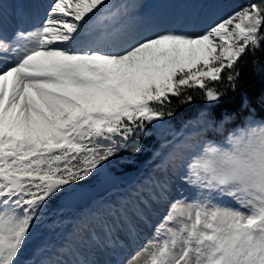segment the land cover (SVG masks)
<instances>
[{
  "label": "snow or ice",
  "instance_id": "6c2138e0",
  "mask_svg": "<svg viewBox=\"0 0 264 264\" xmlns=\"http://www.w3.org/2000/svg\"><path fill=\"white\" fill-rule=\"evenodd\" d=\"M104 3L54 0L13 50V66L0 62V264H17L38 210L112 156L115 135L127 138L161 119L151 105L181 88L219 80L248 45H257L264 23V6L253 3L203 34L170 30L123 46L93 37L84 46L82 28ZM0 48L8 49L3 37ZM206 97L218 94L209 88ZM260 122L246 121L226 142L206 144L189 165L202 188L235 197L239 207L210 197L172 203L164 220L178 227H167L143 264H264V152L245 159L209 151L228 148L234 136L251 142L264 132L253 127ZM77 160L83 167L72 165Z\"/></svg>",
  "mask_w": 264,
  "mask_h": 264
},
{
  "label": "rangeland",
  "instance_id": "374dc122",
  "mask_svg": "<svg viewBox=\"0 0 264 264\" xmlns=\"http://www.w3.org/2000/svg\"><path fill=\"white\" fill-rule=\"evenodd\" d=\"M45 1L48 3L42 10L39 6H43ZM244 1L246 0H105L104 6L91 18L88 26L82 28L80 40L87 46L93 37L106 36L115 44L123 46L140 37L160 33L165 26L175 31L195 30L199 31L197 34H203L210 26L234 15ZM53 2L54 0H0V32L12 25L13 21L14 25L15 23L21 25L19 28L14 26V31L10 26L8 30L12 29L11 32L6 36H0L8 44L7 50L0 48V62L8 59L10 60L8 66H13L12 61L15 59L13 50L18 44L25 42L28 33L42 24L49 5ZM29 8L33 14L38 11L39 18L36 20L28 18ZM161 27L162 29L158 30ZM217 43L220 41L217 40ZM206 119L205 110L200 108L193 123L182 124L178 129H174L165 119L158 123L154 122L159 142L153 153L138 166L134 174L132 171L127 173L121 170L117 159L127 157V152L125 145L116 144L118 150L100 163H103L112 174L120 176L124 182L137 175L138 179L125 187L119 186L114 191L115 194L108 196L104 201L94 202L90 206L91 209H86V213L106 214L107 211V214H114L119 210L120 213L117 215L119 219L125 217L128 221L116 222L115 216L108 214L104 220H100L99 217L101 222L87 225V221L84 220L85 212L70 214L68 217L67 211L60 208L57 201L61 195L80 187L91 186L98 180L97 172L93 169L83 180L65 185L38 210L39 218L33 222L17 264H29L31 261L41 263L43 260L50 262L53 257H56L52 259L54 264H76L81 259V264H95L99 261H102L100 264H116L118 262V259L114 258L116 253L120 256L117 264H129L135 256L145 251L146 256L131 263L143 264L153 248L147 249L140 245L143 243V237L145 236L144 241H148L149 236L155 237L153 244L159 243L166 238L167 227H178L175 222L164 220L172 203H185L210 197L222 205L239 207L235 197L226 195L221 197L206 190L190 175L189 165L198 158L206 144L214 143L204 137L208 128ZM227 137L215 143H224ZM101 143L108 145L112 141L102 140ZM72 165L83 167L78 160L72 161ZM60 166L63 167V164ZM138 190L141 191L137 192ZM121 194L123 198L116 199V196ZM109 203L112 204V209L106 208ZM111 221H114L112 225L115 230L128 227L129 223L135 224L132 231L133 233L136 231L135 235L127 239L123 250H121L123 243L119 244L117 241L118 236L126 240L127 229L123 234L116 233L112 237L113 242L109 243L110 246L106 242L97 243L96 240H92L98 233L103 235H98L99 240H105L108 236L104 234ZM136 238L141 240L135 241ZM107 240L111 239L107 238L105 241ZM92 249H97V252H92Z\"/></svg>",
  "mask_w": 264,
  "mask_h": 264
},
{
  "label": "trees",
  "instance_id": "16d2710c",
  "mask_svg": "<svg viewBox=\"0 0 264 264\" xmlns=\"http://www.w3.org/2000/svg\"><path fill=\"white\" fill-rule=\"evenodd\" d=\"M253 3L264 6V0H246L238 11L243 10L244 5ZM230 76L233 79H229ZM205 83L204 89L198 86L181 88L178 96L169 95L163 103H153L151 106L154 109L164 113L161 119L136 127L127 138L114 136L118 146L131 141L126 144L128 158L117 159L123 172H134L150 155L158 141L154 122L165 119L174 129H178L183 123L195 121L198 109L204 108L211 125L208 137L217 141L227 137L237 127H242L246 121H264V23L258 28L257 45H248L232 68L222 70L219 80ZM209 88L218 94L214 101L206 97Z\"/></svg>",
  "mask_w": 264,
  "mask_h": 264
},
{
  "label": "water",
  "instance_id": "95a60500",
  "mask_svg": "<svg viewBox=\"0 0 264 264\" xmlns=\"http://www.w3.org/2000/svg\"><path fill=\"white\" fill-rule=\"evenodd\" d=\"M94 170L98 171L97 182L93 186L78 188L60 196L58 203L61 207L80 210L88 206L94 199L110 192L121 180L119 176L108 172L103 163L97 165Z\"/></svg>",
  "mask_w": 264,
  "mask_h": 264
},
{
  "label": "clouds",
  "instance_id": "9594fccd",
  "mask_svg": "<svg viewBox=\"0 0 264 264\" xmlns=\"http://www.w3.org/2000/svg\"><path fill=\"white\" fill-rule=\"evenodd\" d=\"M253 127L257 130L264 129V121H261ZM209 151L217 153L221 158H226L228 155H243L246 159L251 154L264 152V132L252 136L251 142L248 136H245L243 140H238V138L234 136L228 148L217 149L215 145H212Z\"/></svg>",
  "mask_w": 264,
  "mask_h": 264
},
{
  "label": "bare ground",
  "instance_id": "6f19581e",
  "mask_svg": "<svg viewBox=\"0 0 264 264\" xmlns=\"http://www.w3.org/2000/svg\"><path fill=\"white\" fill-rule=\"evenodd\" d=\"M48 3V1H45V2H43V6H39L40 7V9H42L43 10V7L44 6H46V4ZM27 17L28 18H30V19H32V20H36L37 18H39V16H40V13L37 11L36 13H31V9L29 8L28 9V11H27ZM32 22H34V21H32ZM31 22V23H32ZM28 23V22H27ZM24 25H26V23L24 24ZM10 26H12L13 27V31H14V26L15 27H17L16 26V24L14 25V21H13V24L12 25H10ZM10 26H7V28L4 30V31H2V32H0V36L1 35H3V36H6V35H8V32H11V30L12 29H10V30H8L9 28H10ZM23 28L25 27V26H22ZM162 29V27L161 28H159L158 30H161ZM170 30H174V29H172L171 27H167V26H165V27H163V30L160 32V33H162V32H164V31H170ZM185 31H189V32H196V33H199V31H195V30H185ZM5 61H7L8 62V64H9V61L10 60H5ZM142 190H144V188H142ZM133 193H134V191H133ZM108 214H110V213H108ZM85 221H87V220H85ZM127 225V224H126ZM110 231H111V233H108V234H106L107 236H111V235H114V232H115V229H114V226L111 224L110 225ZM120 229V228H119ZM149 236V235H148ZM134 237V236H133ZM145 237V236H144ZM144 237H143V243L142 244H140V245H142L143 247H145V248H147V249H149V248H152L153 247V242H154V240H155V237H151V236H149V237H147V239H148V241H144ZM150 238V239H149ZM146 239V238H145ZM135 241H139V240H141V238H136V239H134ZM145 252V251H144ZM144 252H141V253H139V255H137V256H135L134 257V255H133V257L135 258V259H132V262H130L129 264H131V263H133L135 260H137L138 258H140V257H144V256H146V255H144ZM54 258H56V257H53V259ZM46 264H54L52 261H50V262H48V263H46ZM126 264V263H125Z\"/></svg>",
  "mask_w": 264,
  "mask_h": 264
}]
</instances>
